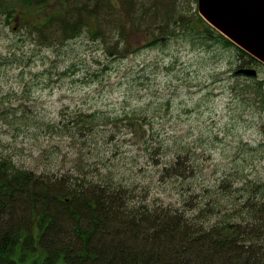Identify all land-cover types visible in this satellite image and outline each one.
<instances>
[{
  "label": "rangeland",
  "instance_id": "1",
  "mask_svg": "<svg viewBox=\"0 0 264 264\" xmlns=\"http://www.w3.org/2000/svg\"><path fill=\"white\" fill-rule=\"evenodd\" d=\"M31 2L0 0V52L23 57L0 68V153L39 172L114 171L117 180L145 188L151 202L180 208H187L191 183L213 190L233 176L225 193H235L247 179L264 183V64L250 66L256 76L239 73L235 46L190 32V26L202 29L196 21L187 26L198 0ZM60 9H69L60 17L74 24L83 14L80 32L62 38L53 26L45 31L50 39L40 37L36 27ZM85 9L101 16H87ZM137 18L144 21L135 23ZM156 37L161 39L153 43ZM247 83L259 87L245 101ZM94 111L102 120L93 130L72 128L71 116ZM187 148L191 157L182 165L193 163L195 171L160 176ZM225 193H219L224 204L230 201ZM43 259L38 248L17 264Z\"/></svg>",
  "mask_w": 264,
  "mask_h": 264
},
{
  "label": "trees",
  "instance_id": "2",
  "mask_svg": "<svg viewBox=\"0 0 264 264\" xmlns=\"http://www.w3.org/2000/svg\"><path fill=\"white\" fill-rule=\"evenodd\" d=\"M31 1L46 2L24 0ZM85 10L87 16H101L98 9ZM63 11L71 14L69 9H60L36 27L40 37L50 39L45 31L53 26L61 29L62 38L80 32L83 14L74 24L63 21ZM6 14L10 21L12 12ZM195 14L196 18L187 20V26L196 21L202 29L190 26V32L201 40L215 39L226 47L235 46L242 66L262 64L208 23L198 10ZM169 19L167 16V22ZM178 20L175 23L180 24ZM142 21L137 18L135 23ZM97 23L100 25L98 20ZM160 39L156 37L153 43ZM17 62L22 63L23 57L16 52H0V68ZM245 85L246 101L249 92L259 86ZM257 98L261 104L262 92ZM133 116L141 114L134 112ZM101 118L94 111L80 112L69 119L74 123L72 128L82 132L85 127L93 130ZM130 122H134L132 118ZM185 156L189 160L190 148L178 151L176 160L165 165L160 176L182 177L194 172L193 163L187 168L182 165ZM81 172L83 175L74 171L39 172L21 167L0 153V264H17L38 248L44 252L42 264H57L59 259L67 264H264L263 182L247 179L235 193H225V181L233 178L226 176L213 186L216 194H212V187L199 191L191 183L187 208H180L151 202L145 188L125 178L117 180L114 171L94 176ZM219 193L228 194L229 203H222Z\"/></svg>",
  "mask_w": 264,
  "mask_h": 264
},
{
  "label": "water",
  "instance_id": "3",
  "mask_svg": "<svg viewBox=\"0 0 264 264\" xmlns=\"http://www.w3.org/2000/svg\"><path fill=\"white\" fill-rule=\"evenodd\" d=\"M198 10L208 23L264 63V0H198ZM237 72L257 74L248 67Z\"/></svg>",
  "mask_w": 264,
  "mask_h": 264
}]
</instances>
